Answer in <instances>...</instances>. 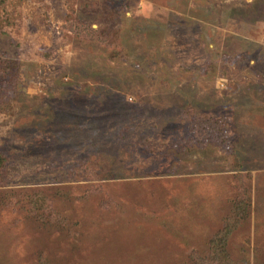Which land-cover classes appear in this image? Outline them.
<instances>
[{
	"label": "rangeland",
	"instance_id": "rangeland-1",
	"mask_svg": "<svg viewBox=\"0 0 264 264\" xmlns=\"http://www.w3.org/2000/svg\"><path fill=\"white\" fill-rule=\"evenodd\" d=\"M0 264H264V0H0Z\"/></svg>",
	"mask_w": 264,
	"mask_h": 264
}]
</instances>
